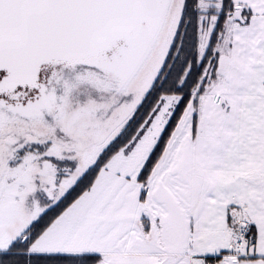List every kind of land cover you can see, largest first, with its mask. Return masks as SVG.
<instances>
[{"label":"snow or ice","instance_id":"snow-or-ice-1","mask_svg":"<svg viewBox=\"0 0 264 264\" xmlns=\"http://www.w3.org/2000/svg\"><path fill=\"white\" fill-rule=\"evenodd\" d=\"M0 264H264V0H0Z\"/></svg>","mask_w":264,"mask_h":264}]
</instances>
